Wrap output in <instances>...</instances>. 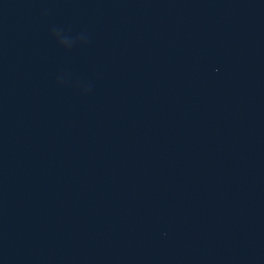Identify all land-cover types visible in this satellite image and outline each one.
<instances>
[{"label": "water", "instance_id": "95a60500", "mask_svg": "<svg viewBox=\"0 0 264 264\" xmlns=\"http://www.w3.org/2000/svg\"><path fill=\"white\" fill-rule=\"evenodd\" d=\"M0 264H264V0H0Z\"/></svg>", "mask_w": 264, "mask_h": 264}]
</instances>
